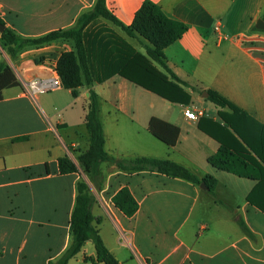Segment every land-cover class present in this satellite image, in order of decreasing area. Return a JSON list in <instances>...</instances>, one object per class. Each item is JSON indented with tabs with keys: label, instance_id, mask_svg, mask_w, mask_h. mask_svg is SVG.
I'll return each instance as SVG.
<instances>
[{
	"label": "crops",
	"instance_id": "obj_1",
	"mask_svg": "<svg viewBox=\"0 0 264 264\" xmlns=\"http://www.w3.org/2000/svg\"><path fill=\"white\" fill-rule=\"evenodd\" d=\"M96 1L0 0V18L22 36L39 37L72 27ZM145 1L187 27L165 49L167 66L189 85L187 105L170 102L119 75L82 85L77 96L60 86L31 97L26 83L33 77L55 76L62 53L74 50L73 42L60 39L28 47L12 60L13 65L0 50V61L11 67L20 83L3 89L0 100V264H52L69 246L77 183L87 176L77 158L89 147L85 117L90 89L98 95L109 155L167 159L199 178L216 179L214 199L184 179L152 171L125 172L102 162L100 186L88 176L86 182L95 198L93 215L100 219L95 225L119 264L134 261L133 254L141 264H264V30L257 28L263 20L264 0H106V6L119 21L131 25ZM100 27L146 54L143 38L128 36L104 18L91 23L87 31L94 35ZM209 90L242 111L236 117L240 134L219 115V111L232 112L205 97ZM186 108L203 114L188 119ZM153 117L179 128L174 147L149 132ZM201 122L220 140L201 130ZM216 123L227 127L233 137ZM222 143L249 154L255 165H242L247 176L208 162ZM65 156L77 164L78 172L59 173L58 160ZM124 187L139 206L131 218L112 202ZM140 223L155 239L153 251L144 252L136 242ZM95 258V247L88 241L69 264H104L93 263Z\"/></svg>",
	"mask_w": 264,
	"mask_h": 264
},
{
	"label": "trees",
	"instance_id": "obj_2",
	"mask_svg": "<svg viewBox=\"0 0 264 264\" xmlns=\"http://www.w3.org/2000/svg\"><path fill=\"white\" fill-rule=\"evenodd\" d=\"M99 18L111 21L130 37L143 38L147 42L144 44L146 54L136 51L123 38L105 27L98 28L94 35L89 33L87 27ZM0 23L5 25L1 18ZM186 29L184 24L168 18L161 8L151 1H145L136 12L132 24L125 25L108 10L106 0H97L94 7L81 14L70 28L51 31L39 37H25L6 27L0 33V42L10 59L15 60L28 47H40L60 39L72 41L74 50L62 53L56 71L61 87L71 90L73 96H77V88L82 85L89 86L94 81L101 83L119 75L170 102L187 105L191 101V96L185 88L189 85L169 69L165 59V49L181 38ZM155 63L164 71L158 69ZM19 85L11 67L4 60L0 61V100L3 89ZM208 95V100L215 106L228 108L232 112L219 111V115L227 126L240 134L236 117L242 114V111L214 91L209 90ZM86 109L85 127L89 135V147L79 155L77 161L91 182L100 186L99 166L102 162H110L125 172L152 171L184 179L196 186L203 182L207 187L206 191L216 199L214 193L216 179L212 176L199 178L183 165L167 159L151 157L120 159L109 155L105 150V135L99 118V99L93 89L89 90ZM215 125L233 137L227 127L219 123ZM199 128L220 140L213 132L207 131L202 122L199 123ZM148 129L155 138L169 147H174L178 143L180 130L172 124L153 117ZM247 155L249 154L246 151L240 152L222 143L217 154L209 157L208 162L223 171L245 177L247 175L242 165L246 162L255 165ZM58 168L60 174L78 172L77 164L68 156L58 160ZM112 202L128 218L138 211V203L127 187L122 188L112 198ZM94 203L95 198L89 191L88 183L79 181L70 220V244L52 264H69L88 241L93 243L96 251V258L91 260L93 263L119 264L95 225V221L99 224L100 219L93 215ZM239 224L249 233L242 222Z\"/></svg>",
	"mask_w": 264,
	"mask_h": 264
},
{
	"label": "built area",
	"instance_id": "obj_3",
	"mask_svg": "<svg viewBox=\"0 0 264 264\" xmlns=\"http://www.w3.org/2000/svg\"><path fill=\"white\" fill-rule=\"evenodd\" d=\"M215 31L220 32V27L216 26ZM61 86V81L56 74L53 77H33L26 83V93L31 97H36L40 94L48 93L54 89H57ZM185 116L188 119L195 120L200 117L203 112L201 110H193L190 108H186L184 111Z\"/></svg>",
	"mask_w": 264,
	"mask_h": 264
},
{
	"label": "rangeland",
	"instance_id": "obj_4",
	"mask_svg": "<svg viewBox=\"0 0 264 264\" xmlns=\"http://www.w3.org/2000/svg\"><path fill=\"white\" fill-rule=\"evenodd\" d=\"M18 5L22 6V8H25L23 6L22 2H20ZM21 19H19L18 21L20 22ZM18 26H21V23H19ZM0 50L2 51L7 63L10 64V65H13V61L10 59L9 55L6 54V52L3 50L1 42H0ZM83 178L86 181H88V177L87 176L84 175ZM154 240H155L154 237H150V233L148 232V230L143 229V227L141 226V223H140V226H139V228L137 230L136 242L141 246V248L143 249L144 252L153 251L152 250L153 249L152 244H153ZM132 256L134 257V261H129L127 264H141L139 262V260L137 259V256L135 254H133ZM146 263H148V262L146 261Z\"/></svg>",
	"mask_w": 264,
	"mask_h": 264
},
{
	"label": "water",
	"instance_id": "obj_5",
	"mask_svg": "<svg viewBox=\"0 0 264 264\" xmlns=\"http://www.w3.org/2000/svg\"><path fill=\"white\" fill-rule=\"evenodd\" d=\"M5 28H6V26L0 23V33L3 32ZM257 28L264 30V21L263 20H259L257 22ZM208 96H209L208 93H205V97H208ZM199 187L201 189H204V190L207 189V187L205 186V184L203 182L199 185Z\"/></svg>",
	"mask_w": 264,
	"mask_h": 264
}]
</instances>
